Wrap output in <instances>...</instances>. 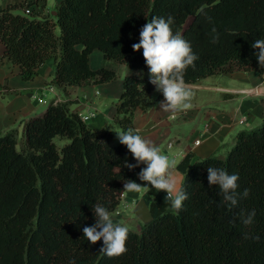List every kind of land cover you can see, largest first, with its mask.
I'll return each instance as SVG.
<instances>
[{"label":"trees","instance_id":"obj_1","mask_svg":"<svg viewBox=\"0 0 264 264\" xmlns=\"http://www.w3.org/2000/svg\"><path fill=\"white\" fill-rule=\"evenodd\" d=\"M46 1L0 4L4 56L25 79L55 57L50 84L62 88L117 76L108 66L91 68L95 48L125 63L114 114L123 131L133 127L137 108L146 111L154 103L143 50L132 48L152 17H173V34L179 32L199 57L185 70L186 83L235 67L257 70L264 80L252 47L264 39V0H61L54 16H38L33 7ZM113 136L111 127L92 128L59 101L25 122L20 149L17 128L0 134V264H264V118L238 131L225 157L193 159L188 152L177 164L188 196L182 209L170 210L167 193L149 187L144 200L151 219L140 231L128 229L123 255L108 257L100 253L103 241L91 244L83 227L95 224V205L113 211L124 183L141 171V165L125 167V161L137 162ZM208 167L237 174V192L249 189V196L230 207L219 186H209ZM252 210L254 223L246 226L241 215Z\"/></svg>","mask_w":264,"mask_h":264},{"label":"crops","instance_id":"obj_2","mask_svg":"<svg viewBox=\"0 0 264 264\" xmlns=\"http://www.w3.org/2000/svg\"><path fill=\"white\" fill-rule=\"evenodd\" d=\"M19 1L0 0V4ZM60 2L61 0L53 1L54 10ZM33 10L38 16L53 12L48 7V0L45 5H35ZM90 66L92 69L108 66L116 70L117 76L105 82L92 80L66 88L56 87L50 84L56 72V60L51 57L38 68V73L33 78L25 79L19 65L4 56V44L0 42V134L17 128L21 135L18 144L23 143L25 122L37 115L44 108L41 105L51 99L67 102L69 110L77 113H88L92 105H96L98 112L85 122L96 129L111 127L114 130L113 142L114 138L118 140L117 133L128 131H123L114 120L116 102L124 88L127 66L105 58L98 48L90 53ZM186 84L192 90L189 109L180 110L174 115L162 111L159 103L164 97H158L159 92L154 89V103L146 111L141 108L135 110L134 125L131 128L134 134L152 141L162 154L174 159L176 164L188 152L193 154V159L225 157L235 143L238 131L254 128L264 118V83L257 70L222 71L197 83ZM241 117L245 119L241 120ZM198 138L200 142L195 144L194 141ZM140 165L141 169L146 167L145 164ZM177 170L182 173L178 168ZM134 181L142 186L147 185L139 180L138 175ZM147 190H124L119 204L110 212L111 218L119 225L140 231L142 224L151 219L150 209L144 200ZM169 209L175 211L172 206ZM116 210L119 212L116 213Z\"/></svg>","mask_w":264,"mask_h":264},{"label":"clouds","instance_id":"obj_3","mask_svg":"<svg viewBox=\"0 0 264 264\" xmlns=\"http://www.w3.org/2000/svg\"><path fill=\"white\" fill-rule=\"evenodd\" d=\"M173 17L167 20L163 17H152L140 30V41L134 43V51L143 50L142 55L149 69V82L155 86L157 92H162L164 100L159 103V108L164 112H171L173 115L180 110H187L191 107L189 103L192 97L191 87L184 80V72L189 67L195 68V61L199 57L193 53L192 47L182 35L177 32L173 34L171 25ZM215 32V29L213 30ZM260 67H264V39H257L252 44ZM119 142L127 147L136 160V164L125 161V167L133 170L140 164H145L138 173L140 181L147 182L158 191L167 193L165 200L171 202L173 209H182L183 202L188 196L183 188L185 177L177 170L174 159L162 154L159 147L152 141L134 134L133 130L117 133ZM207 179L209 186H219L223 200L230 202V207H235L238 200L249 196V189L238 193L237 174L229 175L226 170L214 167L207 168ZM147 185L142 186L135 181L128 180L124 183V190L128 192H139L142 189H149ZM96 222L92 226L83 227L84 237L91 244L103 241L100 253L108 257L123 255L126 251L128 239V228L115 224L109 211L97 204L94 207ZM255 210L246 216L241 215L242 223L246 226L254 223ZM99 229V230H98ZM249 238L245 234V239ZM259 239V237H255ZM75 264V261H70Z\"/></svg>","mask_w":264,"mask_h":264},{"label":"rangeland","instance_id":"obj_4","mask_svg":"<svg viewBox=\"0 0 264 264\" xmlns=\"http://www.w3.org/2000/svg\"><path fill=\"white\" fill-rule=\"evenodd\" d=\"M53 1L54 0H48V7L50 8V10H54V7H53ZM47 2V1H46ZM191 19H192V17L190 16L188 19H187V21H186V23H185V26L191 21ZM113 60V59H112ZM235 69H239V68H237V67H235L233 70H235ZM232 70V71H233ZM244 70V69H243ZM50 101H51V99H49V100H47V102L45 103V104H40L41 106H43L44 108H42L41 109V111L38 113V114H41V113H43V111L45 110V108L47 107V105L50 103ZM94 106H96V105H94ZM97 107V106H96ZM97 109H98V107H97ZM258 126V125H257ZM257 126H255V127H257ZM112 131H113V133H114V130L112 129ZM21 135L20 134H18V139H19V137H20ZM56 140V142H57V144L59 145V146H61L62 144H63V140H61L60 138H56L55 139ZM114 142H119V140H116L115 138H114ZM17 147H18V149H20L21 147H22V143H19V144H17Z\"/></svg>","mask_w":264,"mask_h":264},{"label":"built area","instance_id":"obj_5","mask_svg":"<svg viewBox=\"0 0 264 264\" xmlns=\"http://www.w3.org/2000/svg\"><path fill=\"white\" fill-rule=\"evenodd\" d=\"M23 11L25 13H30L31 12L30 7L24 8ZM263 83H264V80H263ZM54 102L56 103L57 100H55ZM97 112H98L97 107L92 105V109L88 113L78 112V114H79V116L81 117V119L83 121H87L91 116H94ZM244 119H245V117H241V120H244ZM199 142H200L199 138L194 141L195 144H198ZM146 184H147V182H146ZM115 212L118 213L119 211L116 210Z\"/></svg>","mask_w":264,"mask_h":264},{"label":"water","instance_id":"obj_6","mask_svg":"<svg viewBox=\"0 0 264 264\" xmlns=\"http://www.w3.org/2000/svg\"><path fill=\"white\" fill-rule=\"evenodd\" d=\"M56 12H57L56 10H53L52 14H53V15H55V14H56Z\"/></svg>","mask_w":264,"mask_h":264}]
</instances>
